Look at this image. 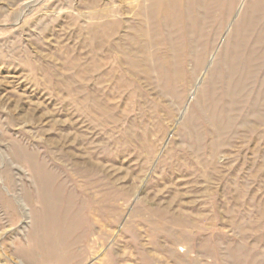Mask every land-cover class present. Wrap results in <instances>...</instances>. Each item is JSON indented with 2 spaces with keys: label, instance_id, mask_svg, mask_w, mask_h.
I'll list each match as a JSON object with an SVG mask.
<instances>
[{
  "label": "rangeland",
  "instance_id": "1",
  "mask_svg": "<svg viewBox=\"0 0 264 264\" xmlns=\"http://www.w3.org/2000/svg\"><path fill=\"white\" fill-rule=\"evenodd\" d=\"M158 1L0 0V264H264V0Z\"/></svg>",
  "mask_w": 264,
  "mask_h": 264
},
{
  "label": "bare ground",
  "instance_id": "2",
  "mask_svg": "<svg viewBox=\"0 0 264 264\" xmlns=\"http://www.w3.org/2000/svg\"><path fill=\"white\" fill-rule=\"evenodd\" d=\"M158 1V0H157ZM159 2V1H158ZM177 3V0H160V5L159 6H155V9L152 11V13L150 14V17L147 16L146 14L143 16V17H140V21H139V24H138V28L140 29L137 33H136V37L135 39L133 40L134 42H132V45H134L133 47H136L139 49H143L144 51H146V47L149 46V45H155V42L153 43L152 40H150L151 36H152V33L156 32V28L155 31H153L152 33L148 32L147 28H146V22L150 20L151 24L153 23H156V18L158 19L157 21V24L159 22L160 19L162 20H167L168 17L174 12L175 10V5ZM158 5V3H157ZM150 6V5H149ZM151 7V6H150ZM152 17V18H151ZM149 19V20H148ZM148 23V22H147ZM149 24V23H148ZM151 24L149 25V27H151ZM148 26V25H147ZM158 26V25H156ZM148 27V29H150ZM153 29V27H151ZM159 28V27H158ZM151 30V29H150ZM158 31V29H157ZM151 34V36H150ZM155 34H153L154 36ZM133 36V35H132ZM152 36V37H153ZM134 38V37H133ZM155 38V37H153ZM151 38V39H153ZM129 42V39L127 40ZM135 50V48H134ZM139 52V51H138ZM140 52H142L140 50ZM145 53V52H144ZM148 53V51H147ZM139 54V53H138ZM141 55L142 56V53L139 54V56ZM144 57H148V56H144ZM143 57V59H144ZM149 58V57H148ZM147 59V58H146ZM145 61V60H144ZM87 164V163H86ZM94 165V164H93ZM88 166V165H87ZM95 166V165H94ZM92 167V166H91ZM89 168V166H88ZM92 169V168H91ZM86 170V169H85ZM88 172V171H87ZM90 172V171H89ZM20 250V249H19ZM20 252V251H19ZM22 261V260H21ZM20 261V262H21ZM26 263V261H25ZM24 263V260L23 262H21V264H25Z\"/></svg>",
  "mask_w": 264,
  "mask_h": 264
}]
</instances>
